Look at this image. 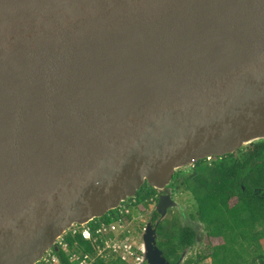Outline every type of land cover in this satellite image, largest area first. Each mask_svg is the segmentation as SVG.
Returning <instances> with one entry per match:
<instances>
[{"label": "water", "instance_id": "1", "mask_svg": "<svg viewBox=\"0 0 264 264\" xmlns=\"http://www.w3.org/2000/svg\"><path fill=\"white\" fill-rule=\"evenodd\" d=\"M260 140L264 0H0V264Z\"/></svg>", "mask_w": 264, "mask_h": 264}, {"label": "trees", "instance_id": "2", "mask_svg": "<svg viewBox=\"0 0 264 264\" xmlns=\"http://www.w3.org/2000/svg\"><path fill=\"white\" fill-rule=\"evenodd\" d=\"M169 188L190 192L194 217L204 225L207 237L223 239L209 252L190 256L183 264H264V140L177 170ZM156 194L144 183L133 199L154 211ZM155 219L152 215L153 224ZM155 230L156 245L170 264L178 263L184 251L196 243L193 228L180 226L175 218L159 221ZM206 259L209 263H203Z\"/></svg>", "mask_w": 264, "mask_h": 264}, {"label": "built area", "instance_id": "3", "mask_svg": "<svg viewBox=\"0 0 264 264\" xmlns=\"http://www.w3.org/2000/svg\"><path fill=\"white\" fill-rule=\"evenodd\" d=\"M149 209L130 198L103 217L73 224L35 264H98L114 260L146 264L143 222Z\"/></svg>", "mask_w": 264, "mask_h": 264}, {"label": "rangeland", "instance_id": "4", "mask_svg": "<svg viewBox=\"0 0 264 264\" xmlns=\"http://www.w3.org/2000/svg\"><path fill=\"white\" fill-rule=\"evenodd\" d=\"M175 192L176 193H174V196L172 198L177 203V205L172 207L173 211L170 217L173 215V218L176 219L177 223L180 226H187V224L189 223H187L186 221V217H187L186 210L187 208L190 209L191 207L193 208V206H195L194 199L192 198L190 192H188L187 190L177 189ZM149 211L151 213L152 209H149ZM150 213L147 215L148 218ZM146 221L143 222L144 225L146 224ZM196 226H197L196 231L198 234L199 242L195 243V245L190 249H186L184 251L182 256L183 258L180 264H183V261L190 256H195L200 253H207L210 251L211 246H215L223 243V239L221 237H214V238L207 237L205 230L201 224L199 225L197 223ZM262 243L264 246V239H262ZM203 263H209V259H206Z\"/></svg>", "mask_w": 264, "mask_h": 264}, {"label": "flooded vegetation", "instance_id": "5", "mask_svg": "<svg viewBox=\"0 0 264 264\" xmlns=\"http://www.w3.org/2000/svg\"><path fill=\"white\" fill-rule=\"evenodd\" d=\"M213 158V157H212ZM212 158H209V159H206L207 161H210ZM175 174V173H174ZM174 193H176L175 192V189H172L171 190V195H172V197L174 196ZM158 193L156 194V198H157V201H155V208H154V211H151V213H150V215H149V218L147 217V221H146V223H148V222H150L152 225H153V227L155 228V225L159 222V221H162V220H164V219H171V218H173V215L170 217V215L172 214V211H173V209H172V207H168L166 210H165V214L163 215L162 214V212H159L158 210H157V208H156V206H157V203H158ZM237 201V199H235V202ZM194 207L192 208H190V209H188L187 208V210H186V221H187V223H189V224H187V226H190L191 228H193V230L196 232V234H197V226H196V224L198 223L199 225L201 224L202 226H203V228H204V225L200 222V221H198L195 217H194ZM154 212V213H153ZM152 215L156 218L155 219V222H154V224L152 223ZM163 215V216H162ZM199 238H198V234H197V238H196V243H198L199 241ZM191 247H189L188 249H190Z\"/></svg>", "mask_w": 264, "mask_h": 264}]
</instances>
